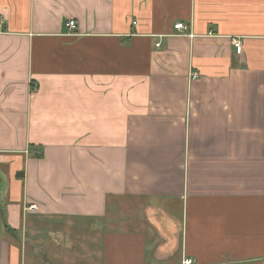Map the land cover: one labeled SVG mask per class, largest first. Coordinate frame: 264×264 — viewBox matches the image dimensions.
<instances>
[{"label":"crops","instance_id":"0c3cea01","mask_svg":"<svg viewBox=\"0 0 264 264\" xmlns=\"http://www.w3.org/2000/svg\"><path fill=\"white\" fill-rule=\"evenodd\" d=\"M0 19V264H264V0Z\"/></svg>","mask_w":264,"mask_h":264},{"label":"built area","instance_id":"2783aa9c","mask_svg":"<svg viewBox=\"0 0 264 264\" xmlns=\"http://www.w3.org/2000/svg\"><path fill=\"white\" fill-rule=\"evenodd\" d=\"M3 25H4V21L2 19H0V32L2 31V28H3ZM66 26L69 30V33H72L74 32V30L76 29L77 27V22L73 19L71 20H68L67 23H66ZM176 29H178L181 34L185 35L187 33H189V26L184 24L183 22H178L175 24L174 26ZM234 44L237 48H240L242 46V41L239 39V38H235L234 39ZM158 46L160 45V43L157 44ZM198 77V73L197 72H192V78H197ZM37 208V205L36 204H31L28 209H36ZM192 262V260H186V264H190Z\"/></svg>","mask_w":264,"mask_h":264}]
</instances>
